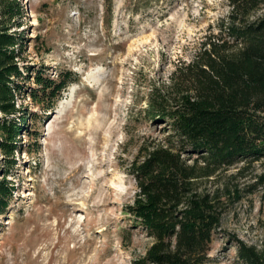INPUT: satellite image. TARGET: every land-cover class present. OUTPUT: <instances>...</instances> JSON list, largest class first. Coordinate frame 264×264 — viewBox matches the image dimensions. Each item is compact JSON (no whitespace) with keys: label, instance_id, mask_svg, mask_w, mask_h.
I'll return each instance as SVG.
<instances>
[{"label":"rangeland","instance_id":"rangeland-1","mask_svg":"<svg viewBox=\"0 0 264 264\" xmlns=\"http://www.w3.org/2000/svg\"><path fill=\"white\" fill-rule=\"evenodd\" d=\"M19 2L22 25L11 28L23 41L15 116L25 112L27 121L12 165L0 151V179L12 185L0 212V264H131L151 239L123 211L135 191L127 165L143 140L166 133L164 122L146 115L147 100L154 90L175 93L173 71L217 31L228 3ZM36 72L71 76L50 108L47 95L30 96L40 87ZM252 173L238 181L252 182ZM219 183L206 182L210 189ZM221 201L207 264H246L237 256L235 238L256 247L264 240V187Z\"/></svg>","mask_w":264,"mask_h":264},{"label":"trees","instance_id":"trees-1","mask_svg":"<svg viewBox=\"0 0 264 264\" xmlns=\"http://www.w3.org/2000/svg\"><path fill=\"white\" fill-rule=\"evenodd\" d=\"M226 1L229 9L217 31L173 71L175 93L154 90L147 100L146 115L164 122L166 133L143 140L127 165L135 191L123 211L151 239L131 264H207L224 211L221 197L237 200L264 187V0ZM22 13L19 0H0V151L9 165L27 121L25 112L15 116L23 41L11 30L22 25ZM33 78L40 87L30 96L47 95V108L71 81L67 72L55 79L36 72ZM231 167L236 170L219 183ZM251 168L253 181L240 183ZM207 181L220 185L210 189ZM11 190L1 178L0 212ZM235 240L241 261L264 264V240L260 247Z\"/></svg>","mask_w":264,"mask_h":264}]
</instances>
